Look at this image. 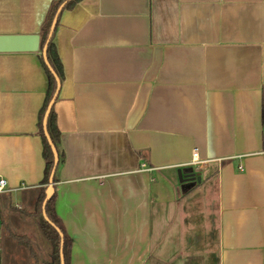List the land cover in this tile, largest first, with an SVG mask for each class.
Returning a JSON list of instances; mask_svg holds the SVG:
<instances>
[{
  "label": "crops",
  "instance_id": "1",
  "mask_svg": "<svg viewBox=\"0 0 264 264\" xmlns=\"http://www.w3.org/2000/svg\"><path fill=\"white\" fill-rule=\"evenodd\" d=\"M57 1L0 0V36L40 42ZM51 41L68 264H264V0H81ZM41 58L0 53V264H34L1 220L51 252L18 215L48 186Z\"/></svg>",
  "mask_w": 264,
  "mask_h": 264
},
{
  "label": "trees",
  "instance_id": "2",
  "mask_svg": "<svg viewBox=\"0 0 264 264\" xmlns=\"http://www.w3.org/2000/svg\"><path fill=\"white\" fill-rule=\"evenodd\" d=\"M81 0H58L56 4L52 7V10L47 18V21L45 25L41 28L40 31V42H39V51L41 52V49L46 43L48 33H49V28L50 24L53 20V17L58 9V7L64 3V8L63 9H70L73 6H75L78 2ZM46 58L47 62L50 65L51 69L54 71L56 74L57 78L59 79L62 76V69H61V64L59 62V59L57 57L55 48L52 44V41L50 39L49 43L47 44L46 48ZM42 60V65L44 67V70L46 72L47 80H48V88L46 91V97L44 101V105L42 107V110L40 111L39 114V122H38V132L42 140V156L45 162V167H44V176L42 180V184L47 186L48 184V178L51 173V170L53 168V155L50 149V146L48 145V142L44 136L43 133V126H42V121L44 118V114L46 112L47 106L49 102L52 100L54 95L56 94L57 91V86H56V81L54 76L51 74V72L48 70L47 66ZM262 124H263V129H264V97L262 100ZM46 131L48 134V137L52 144L54 145L57 154H58V163L57 166L62 163L63 155L60 152L59 149V142H60V134L56 126V121H55V114L53 111V108H51L47 122H46ZM263 136H264V131H263ZM56 178L54 176L53 183L55 182ZM45 189L46 187H43L39 190L38 195L33 203V206L28 208V209H22L18 211V215L22 216L28 220H30L33 224L37 225L41 235L44 237V239L48 242L51 252L49 255V260L45 263H40L37 261L35 252L33 250L32 245L28 241V239L24 234L15 232L9 228L7 224L3 220H1V227L3 230L6 232L7 236H12L19 244H21L27 251L28 254L33 258L34 264H60L59 260V247H60V238L58 233L55 231V229L48 224L42 216V202L45 197ZM53 200L54 196L50 198V200L47 202L46 207H45V214L48 218V220L55 226L57 227L60 232L62 233V239H63V244H62V255H63V260L64 264H68V258H69V242L67 237L65 236L61 225L54 215L53 212Z\"/></svg>",
  "mask_w": 264,
  "mask_h": 264
},
{
  "label": "water",
  "instance_id": "3",
  "mask_svg": "<svg viewBox=\"0 0 264 264\" xmlns=\"http://www.w3.org/2000/svg\"><path fill=\"white\" fill-rule=\"evenodd\" d=\"M64 8V3L61 4L54 17L53 20L50 24V28H49V33H48V37L46 40L45 45L43 46V48L41 49V56L43 58L44 64L47 66L48 70L51 72V74L54 76L55 81H56V86L58 89L59 86V80L56 76V74L54 73V71L51 69L50 65L47 62V58H46V48H47V44L49 43L52 34L54 32L55 26H56V22L58 19V15L60 14V12L62 11V9ZM39 51V36L38 35H9V36H0V53H12V52H37ZM56 97V94L54 95V97L52 98V100L49 102L46 112L44 114V118L42 121V126H43V133L44 136L48 142V145L50 146L52 155H53V168L51 170V173L49 175L48 178V186L45 190V197L43 199L41 208H42V216L43 219L50 224L55 231L58 233L59 238H60V247H59V260H60V264H64V260H63V255H62V244H63V239H62V233L60 232V230L55 227L47 218L46 214H45V207L47 202L50 200L52 194H53V179H54V174H55V170L57 167V163H58V154L57 151L54 147V145L52 144V142L50 141L47 131H46V122H47V118L49 115V112L52 108V105L54 103V99Z\"/></svg>",
  "mask_w": 264,
  "mask_h": 264
},
{
  "label": "built area",
  "instance_id": "4",
  "mask_svg": "<svg viewBox=\"0 0 264 264\" xmlns=\"http://www.w3.org/2000/svg\"><path fill=\"white\" fill-rule=\"evenodd\" d=\"M207 161H204V160H200L199 157H198V153L196 152V150L193 151L192 153V162H191V165L193 166H199V165H204L206 164ZM20 189H23L22 187L21 188H18V189H11L6 180L0 178V194L2 193H10L12 191H16V190H20Z\"/></svg>",
  "mask_w": 264,
  "mask_h": 264
},
{
  "label": "rangeland",
  "instance_id": "5",
  "mask_svg": "<svg viewBox=\"0 0 264 264\" xmlns=\"http://www.w3.org/2000/svg\"><path fill=\"white\" fill-rule=\"evenodd\" d=\"M34 228H35L37 234H39V236H42L41 233H40V231H39V229H38V227H37V225Z\"/></svg>",
  "mask_w": 264,
  "mask_h": 264
}]
</instances>
